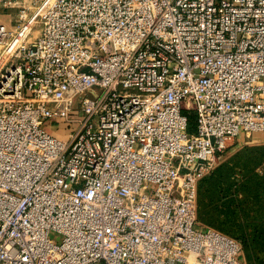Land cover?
Wrapping results in <instances>:
<instances>
[{
  "label": "built area",
  "instance_id": "2783aa9c",
  "mask_svg": "<svg viewBox=\"0 0 264 264\" xmlns=\"http://www.w3.org/2000/svg\"><path fill=\"white\" fill-rule=\"evenodd\" d=\"M254 134L264 0H0V264H246L195 226Z\"/></svg>",
  "mask_w": 264,
  "mask_h": 264
},
{
  "label": "rangeland",
  "instance_id": "374dc122",
  "mask_svg": "<svg viewBox=\"0 0 264 264\" xmlns=\"http://www.w3.org/2000/svg\"><path fill=\"white\" fill-rule=\"evenodd\" d=\"M79 98L74 99L75 108ZM56 122L46 121L42 127L65 137V130ZM218 168L214 176L198 185L200 224L195 228H213L233 237L246 264H264V134L235 140Z\"/></svg>",
  "mask_w": 264,
  "mask_h": 264
},
{
  "label": "trees",
  "instance_id": "16d2710c",
  "mask_svg": "<svg viewBox=\"0 0 264 264\" xmlns=\"http://www.w3.org/2000/svg\"><path fill=\"white\" fill-rule=\"evenodd\" d=\"M188 130H189V132H194L195 130H196V128H195V123H194V115H190V117H189V127H188ZM224 167V166H223ZM220 170V168H218L217 169V167H216V169L209 175V176H206V177H204L203 179H207L208 177H210V176H214V174L217 172V171H219ZM204 182L206 181V180H203ZM201 182V181H200ZM199 182V183H200ZM201 186H202V184H201ZM199 187V186H198ZM197 197H198V194H197Z\"/></svg>",
  "mask_w": 264,
  "mask_h": 264
}]
</instances>
